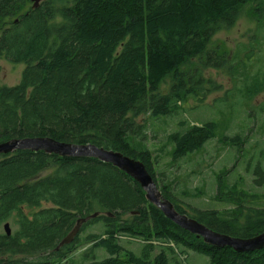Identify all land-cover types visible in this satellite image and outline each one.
Listing matches in <instances>:
<instances>
[{"label": "trees", "instance_id": "trees-1", "mask_svg": "<svg viewBox=\"0 0 264 264\" xmlns=\"http://www.w3.org/2000/svg\"><path fill=\"white\" fill-rule=\"evenodd\" d=\"M25 2L0 0V59L27 65L19 84L0 85V143L49 137L120 151L144 163L180 213L225 235L264 232V203L249 201L248 190L224 192L219 184L213 197L235 208L194 207L186 187L166 175L172 163L154 169L156 156L142 144L153 125L137 121L175 114L189 97L202 101L204 69L228 62L212 45L215 34L234 26L246 6L264 22V0H42L22 13ZM168 77L170 92L162 94ZM181 124L168 135L173 165L217 135L213 120ZM83 218L81 230L97 232L85 237L77 262L69 254L79 234L57 248ZM191 253L206 256L204 264H264V248L238 252L183 229L112 163L32 150L0 155V264H190Z\"/></svg>", "mask_w": 264, "mask_h": 264}, {"label": "rangeland", "instance_id": "rangeland-1", "mask_svg": "<svg viewBox=\"0 0 264 264\" xmlns=\"http://www.w3.org/2000/svg\"><path fill=\"white\" fill-rule=\"evenodd\" d=\"M25 3L22 13L35 4L33 0H26ZM212 45L227 54L228 62L223 68L204 69L207 83L197 96L203 97V100L189 97L179 112L169 116L155 118L149 114L139 115L138 122L153 125L149 127L148 137L142 144L156 156V172L172 163L166 175L177 181L178 186L181 183L186 187L194 207L235 208L232 201L213 197L219 184H222L224 192L248 190L253 196L248 200L260 205L264 203V22L253 15L250 6H246L234 26L215 34ZM26 67L24 63L0 59V85L11 87L19 84ZM171 84L172 78L168 77L161 84L160 92H170ZM212 120L218 125L216 137L198 152L173 165L170 161L173 146L168 141V135L183 129L182 121L201 124ZM179 190L182 189L177 188L176 193L181 194ZM232 197L236 199V195ZM175 201L184 203L179 197ZM183 205L187 208L186 204ZM187 212L195 216L193 211ZM95 232V225L79 232L77 248L69 254L72 259L77 262L82 259L81 255L88 248L84 239ZM125 245L132 250L138 249L135 243ZM104 251L107 252L101 249L102 254ZM156 251L154 256L159 252ZM188 260L190 264L209 262L206 256L197 253H191ZM70 263V259L55 260V264Z\"/></svg>", "mask_w": 264, "mask_h": 264}, {"label": "water", "instance_id": "water-1", "mask_svg": "<svg viewBox=\"0 0 264 264\" xmlns=\"http://www.w3.org/2000/svg\"><path fill=\"white\" fill-rule=\"evenodd\" d=\"M34 7L40 5L41 0H33ZM16 150L45 151L64 157H92L101 161L112 163L136 179L146 192V197L154 203L163 213L183 229L202 237L207 244L217 247H231L238 252H253L264 248V232L252 238H240L221 234L209 228L200 221L180 213L172 201L165 198L152 175L144 163L133 159L120 151L109 150L95 144H73L56 141L49 137L12 139L0 143V155L8 154ZM98 214H94L93 217ZM87 219H80L73 230L61 241L59 249L63 245L70 244L81 231L82 224ZM7 235L12 234L9 222L4 225Z\"/></svg>", "mask_w": 264, "mask_h": 264}, {"label": "bare ground", "instance_id": "bare-ground-1", "mask_svg": "<svg viewBox=\"0 0 264 264\" xmlns=\"http://www.w3.org/2000/svg\"><path fill=\"white\" fill-rule=\"evenodd\" d=\"M143 188V187H142Z\"/></svg>", "mask_w": 264, "mask_h": 264}]
</instances>
